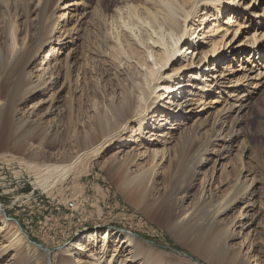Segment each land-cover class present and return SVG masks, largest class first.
Here are the masks:
<instances>
[{"label":"bare ground","instance_id":"6f19581e","mask_svg":"<svg viewBox=\"0 0 264 264\" xmlns=\"http://www.w3.org/2000/svg\"><path fill=\"white\" fill-rule=\"evenodd\" d=\"M1 1L5 3V0ZM68 1L70 0H43L40 2L43 3L42 18L35 34L27 31L23 37H18L16 25H11L8 43L1 42V148L27 156L28 161L24 162L30 169L33 168L39 176L47 175L37 181L43 187H47L51 185H48L50 177L55 182L68 177L83 155L98 151L105 142L113 140L121 132L132 133L130 136L132 139L128 141L135 140L134 133L138 132V137L144 140L140 143L142 150L135 155L119 149L112 161L114 169L118 167L121 172L125 171V174L129 175L126 184L132 186L123 190L126 199L138 204L140 201L146 202L145 198L150 196L147 202L152 210L156 207L161 208L160 211L165 214L168 223L179 227L186 236L194 234L195 238L189 248L207 259L209 264H264L263 256L252 250L244 252L246 246L244 240L234 244V240L243 235L246 239L253 236L256 219L264 214L263 207L252 200L258 184L251 173L244 175L240 172L233 182L228 183L227 192L213 205V209L206 212L211 214L210 225L194 218L196 208L187 209L184 207L185 204L183 205L184 198L188 195L189 188L191 189L190 180H184L178 188L168 192L166 198H161L156 193L158 175L166 161L170 159L178 130L182 127L187 129L186 120L193 106L198 108L196 113L201 112L206 119L209 117L214 119V126L211 136H207L203 142H199L200 144L186 143L188 146L181 154V159L191 161L185 165L186 171L196 170L200 162L209 159L208 147L221 134L227 122L224 114L242 112L248 107L247 100L240 103L241 99H236L239 103L234 105L230 104V101L220 109H217L218 106L214 108L208 102V98L214 92V86L218 85L221 88L223 85L221 69L233 54L237 51L241 54L253 51L254 61L258 62L255 66H262V70L261 72L259 70V76L252 78L257 79L258 83H264V63L260 64L264 58V37L257 36V33L252 37L246 35L244 27L246 21L241 22L238 19H244L242 13L249 12L250 9H253L252 13H256L257 10L258 15L263 16L264 0H251L249 5L245 4L246 0H122L117 3L110 15L106 13L109 7L100 4L98 13L95 11L96 19H92L90 23H87V17L91 12L80 9L81 1L76 0L73 3ZM219 4L231 9L230 17L219 26L216 20L211 22L210 29H199L196 21H202L201 24L204 25L205 21L212 17L211 10H207L208 7L217 8ZM51 5H56L55 9H62L61 15L55 16V19L47 14L49 11L47 8ZM198 17H201V20ZM62 23L73 25L67 28L66 24ZM86 23L94 25L96 29L93 30H96L100 38L98 42L101 41L99 43L101 47H98V50L94 46L92 51L105 66L103 80L104 82L108 80L107 83L113 86V95L106 105H95L96 126L92 131L87 130L81 137L80 134L68 130L70 135L67 139L55 143L57 152L47 153L43 151L45 138L36 144L32 136L30 138L26 136L25 140H22L18 138L19 133L15 135L13 130L29 133L34 128L35 131L45 133L47 136L50 129L44 125V118L55 113L60 102L74 100L75 90L72 84L74 71L77 70L78 74L82 72L84 78L88 75L85 67L88 58L84 60L86 63L84 66L79 65L80 56L76 51L84 39L82 31L89 27L85 25ZM63 27L65 28L62 30ZM56 28H59L57 32ZM55 33H59L56 38ZM56 41L58 46H64L69 50L64 65L55 64L51 68L50 63L49 65L46 63L47 66L43 67L45 62L42 58L40 62L42 67L37 69V73L28 74L27 70L33 61L40 59L42 52ZM224 49L229 52L227 57L222 53ZM91 66L94 68L98 66L96 58L93 59ZM94 68L92 73L95 72ZM190 69L198 72L190 74L188 82H185L184 76L188 75ZM119 74L126 77L123 86L115 83L114 75ZM53 86L55 90L49 92ZM230 87L235 90L234 92L237 91L236 86ZM40 88L48 90L41 91L40 99L26 106V102L40 92ZM44 104L47 106L46 111L41 113ZM159 108H165L162 117L153 119L158 116L156 113H159ZM53 126L57 127V123ZM37 136L35 134L34 137ZM99 136H102V140L97 143ZM123 139L124 137L117 139L119 144H122ZM228 153L229 151L224 149L218 156L224 159ZM145 156H150V163L140 166L138 160ZM40 159H43V162H39ZM220 159L216 162L220 163ZM211 181L212 179L207 183L204 192L208 193V196L203 195L202 199L214 196ZM140 195H143V199L138 201ZM151 198L154 201H149ZM233 210H239V214L224 223V216ZM205 220L207 222V219ZM215 227L217 233L214 231ZM198 231L202 235L197 234ZM213 232L221 235L219 243L214 248L204 242V235L210 238L216 236ZM132 235L109 227L93 229L81 236L79 241L63 249L62 254H68V257L62 258L59 264H138L139 255L134 247L135 238ZM28 237L22 228L5 216L4 206L0 202V264H53L52 260L47 259L48 253L40 252ZM31 248L35 249L34 255L29 254ZM148 256L143 264H166L159 262L155 256L150 254ZM187 257L181 254L178 257L180 261L175 264H194ZM196 263L201 264L198 261Z\"/></svg>","mask_w":264,"mask_h":264},{"label":"rangeland","instance_id":"374dc122","mask_svg":"<svg viewBox=\"0 0 264 264\" xmlns=\"http://www.w3.org/2000/svg\"><path fill=\"white\" fill-rule=\"evenodd\" d=\"M74 1L76 0L68 2L73 3ZM79 1H81V10L91 12L87 17V23H90L92 19H96L97 14L95 11L98 13L99 7L101 8L100 4L104 7H109L106 13L110 15L113 9L116 8L117 3L122 0ZM40 2H43V0H5V3L0 0V43H8L11 25H16L18 37H23L27 31L35 34L37 25L42 18L41 5L43 3L41 4ZM244 2L249 5L251 0ZM55 6L51 5L47 8L49 10L47 14L53 19L57 16L59 17L62 11L61 8L55 9ZM70 8L74 9L73 6H70ZM211 8L208 7L207 10H211L210 16L212 17L206 20L204 25L201 24L202 21H196V26L199 29H210L213 21L216 20L219 26L226 22L231 15V9L225 5L219 4L217 8H213L214 10ZM252 10L242 13L244 19H238L241 22L246 21L244 26L246 27V35L252 37L257 33V36L263 38L264 15L259 16L257 10L256 13H252ZM220 11L222 12L220 13ZM260 12H262V9H260ZM199 18L201 20V17ZM234 19H237L236 16ZM87 23L85 25H89V27H85L87 29L84 28V31H82V33L84 32V41L82 40V45L80 43L76 51L80 56V59H78L79 65L84 66L86 64L84 60L88 58L85 65L88 70L86 78H88H84L82 72H80V75L77 70L74 71L72 75V84L75 90L74 100L60 102L58 110L44 118V125L50 129L47 136L45 133L42 134L40 131H35L34 128L29 133L13 130L15 135L19 133L18 138L22 140H25L26 136H29V138L32 136L34 138L33 142L36 144L45 138L43 151L47 153L57 152L55 143L60 140H66L68 135H70L68 130L74 134H80L81 137L87 130L92 131L94 126H96V121H94L95 105H106L113 95V86L109 82L107 83L108 80L105 82L103 80L105 66L102 60H99L92 51L94 46L98 50V47H101V44H99L101 41L98 42L100 38L96 34V30H93L96 29L93 27L94 25ZM28 24L31 26L29 27ZM63 24L65 25L66 23ZM68 25L66 24L67 28H70L73 23ZM58 30L59 28H56V32ZM56 36H59V33H55L54 38ZM233 36L234 34L232 33L231 37ZM96 38L99 39L97 40ZM241 39H243V36H241ZM96 41L97 43H95ZM68 52L69 50L66 47L58 46L56 41L42 52L40 59L33 61L27 70L28 74L37 73V69L42 67L40 64L42 58L45 62L43 67L47 66L46 63L48 65L50 63L51 68L55 64L63 66ZM222 53L227 57L229 52L224 49ZM253 54L251 50L245 54H241L240 51L234 53L221 69V76L224 77L221 80L223 85L221 88L218 85L214 86V92L208 98L210 105H213L214 108L218 106L217 109L224 107L227 103L229 104L230 101V104L233 105L239 102L242 103L243 100L248 102V107L244 111H233L224 114L227 122L224 124L221 134L215 139L216 141L213 140L208 147L207 156L209 159L207 158V161L203 163L200 162V166L193 171L185 170V165L191 163V161L181 159L183 150L188 146V144L186 145L187 142L197 143L196 145H198L199 142H203L207 136L210 137L213 133L214 119L212 120L211 117L206 119L204 113H196L195 111L198 108L193 106L188 116V121L186 120L187 129L185 130L182 127L178 130L180 134L177 132L178 136L173 143L170 159L166 161L162 172L158 175V190L156 193L161 198H166L168 192L178 188L184 180H190L191 189L189 188L183 205L185 204L184 207L187 209L196 208L195 212L197 213H194V218H198L199 222L204 221V223L209 225L211 223V214L209 212L206 214V212L213 209V205L219 202L220 197L228 190V183L230 181L233 182V179L240 172L244 175L251 173L255 176V180L257 179L258 185L252 200L262 206L264 210V83H258L257 79L252 78L253 76H259L262 70V66H255L258 62L254 61L255 57H253ZM94 58H96V64L98 65L95 68L91 66ZM263 63L264 58L260 61V64ZM92 68H94V73H92ZM188 71H190L188 75L184 76L185 82H188L190 74L198 72L195 69ZM114 77L117 85H125V75L119 74L117 76L114 75ZM232 85L237 87L235 88L237 89L236 92L230 87ZM54 88L55 86L50 87L49 92L54 91ZM47 90L46 88L43 90L40 88V92L31 96L26 102V106L37 102L41 97V91L46 92ZM236 99L241 100L236 102ZM43 107L44 109L41 113L46 111V104ZM164 110L165 108H159V113H156L158 116L153 117V119L161 118ZM55 123H57V127L53 126ZM137 133H134L135 140L128 141L132 139L130 137L132 133L121 132L113 140L105 142L99 147L98 151L83 155L68 177L60 178L57 182L50 177L48 185H51L47 187H43L37 182L47 175L39 176L34 172L33 168L30 169L24 162L25 160L28 161L27 156L6 151L0 146V202L4 206V211L10 221L29 235L28 238L31 239L40 252L48 253H46L47 259L52 260L53 264H59L62 258L68 257V254H62L63 249L69 244L79 241V238L86 232L96 228L107 227L133 234L132 236L135 238L134 247L139 255L138 264H143L149 254L155 256L159 262L166 264H175L180 261L178 257L181 254L187 255V258L191 259L194 264H197L196 261L201 264H209L207 259L200 257L189 248L195 238L194 234L186 236V234H182V230L179 227H174V225L168 223L167 217L160 211L161 208L156 207V209L152 210L147 202L150 196L145 198L146 202L140 201L138 204L126 199L123 190L132 186L126 184L129 175L127 176L125 171L121 172L118 167L114 169L112 161L119 149L123 150V152H132L135 155L142 150L140 143L144 140L138 137ZM35 134L40 137H34ZM120 137H124L122 144L117 141ZM99 138L97 143L101 142L102 136H99ZM224 142H226L225 145H223ZM120 145H122L121 148L119 147ZM224 149L229 151L228 156L220 159L218 155ZM15 156L17 158H13ZM149 157H141L138 160V163H141L140 166L150 163ZM217 159H220L221 162L217 163ZM39 162H43V159H40ZM133 168L136 169L137 167ZM190 177L193 179H190ZM58 178L56 177V179ZM210 179H212L211 189L214 196L202 199L203 195L208 196V193L204 194V192ZM192 180L193 182H191ZM141 199H143V195H140L138 201ZM151 199L149 201H154L153 198ZM70 201H75V207L72 208L69 205ZM238 214L239 210L229 212L227 216H224V223L230 221ZM205 219H207V222ZM205 226L208 227L207 225ZM214 229L215 233H217L216 227ZM254 229L253 236H248V239H246V236L243 235L241 238L234 240V244L244 240L246 245L244 246V252L252 250L259 256H263L262 258L264 259V214L256 219ZM197 234H199V231ZM215 235L211 236V238L204 235L205 244L212 245L213 248L217 246L221 235ZM209 238L210 240H208ZM31 253L34 255V248L29 250V254Z\"/></svg>","mask_w":264,"mask_h":264},{"label":"built area","instance_id":"2783aa9c","mask_svg":"<svg viewBox=\"0 0 264 264\" xmlns=\"http://www.w3.org/2000/svg\"><path fill=\"white\" fill-rule=\"evenodd\" d=\"M69 205L73 208V207H75V202L70 201V202H69Z\"/></svg>","mask_w":264,"mask_h":264},{"label":"water","instance_id":"95a60500","mask_svg":"<svg viewBox=\"0 0 264 264\" xmlns=\"http://www.w3.org/2000/svg\"><path fill=\"white\" fill-rule=\"evenodd\" d=\"M4 213H5V216H7L5 211H4ZM176 251H177V250H176ZM177 252H179V251H177ZM192 259H193V258H192Z\"/></svg>","mask_w":264,"mask_h":264}]
</instances>
